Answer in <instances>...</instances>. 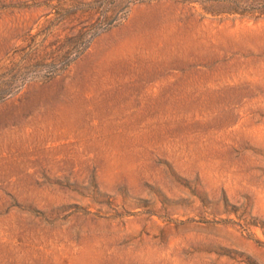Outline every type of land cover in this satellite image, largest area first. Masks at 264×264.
I'll list each match as a JSON object with an SVG mask.
<instances>
[{"label": "rangeland", "instance_id": "374dc122", "mask_svg": "<svg viewBox=\"0 0 264 264\" xmlns=\"http://www.w3.org/2000/svg\"><path fill=\"white\" fill-rule=\"evenodd\" d=\"M0 264H264V0H0Z\"/></svg>", "mask_w": 264, "mask_h": 264}]
</instances>
